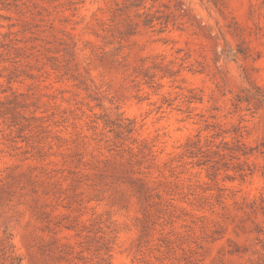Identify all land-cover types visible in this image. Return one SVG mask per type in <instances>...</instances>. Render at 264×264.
<instances>
[{"label":"rangeland","instance_id":"rangeland-1","mask_svg":"<svg viewBox=\"0 0 264 264\" xmlns=\"http://www.w3.org/2000/svg\"><path fill=\"white\" fill-rule=\"evenodd\" d=\"M130 4L0 0V237L20 264H264V0Z\"/></svg>","mask_w":264,"mask_h":264},{"label":"trees","instance_id":"trees-1","mask_svg":"<svg viewBox=\"0 0 264 264\" xmlns=\"http://www.w3.org/2000/svg\"><path fill=\"white\" fill-rule=\"evenodd\" d=\"M128 1L131 2L129 7H139L141 2H143V0H128ZM128 27L129 28L125 32L121 33V36H120L121 40H124V38H129L136 33L137 26L130 24ZM257 97H258V100L264 104V94H258ZM112 125L116 126V128L118 130V132H117L118 137H121V136L122 137H128L129 135H131L135 131L134 122H131V121H128V123H125V121H122V123H119L117 125L112 123ZM187 151H189V149ZM240 151L242 153L241 155H243V156H248V155L252 154L253 151H257L261 155H263V157H264V139L260 142V144L256 148H252L250 150V152H248L246 150V148H243ZM191 154H192V152H191ZM241 171H245V170L241 169ZM0 183H1V181H0ZM0 193L7 195V197L12 196L5 189L4 185H0ZM4 195L2 197L0 196V201H2L4 199ZM9 200H11V199H9ZM258 232L260 233V232H262V230L259 229ZM20 263H21V259L18 257V255L15 252V248H14V245L12 243L11 236L8 234H5L4 237H2V238L0 237V264H20Z\"/></svg>","mask_w":264,"mask_h":264},{"label":"water","instance_id":"water-1","mask_svg":"<svg viewBox=\"0 0 264 264\" xmlns=\"http://www.w3.org/2000/svg\"><path fill=\"white\" fill-rule=\"evenodd\" d=\"M229 56H230V57L234 56V53H233V52H230V53H229Z\"/></svg>","mask_w":264,"mask_h":264}]
</instances>
